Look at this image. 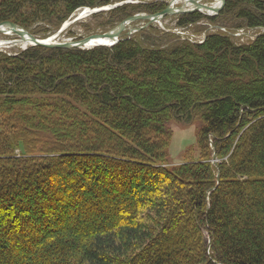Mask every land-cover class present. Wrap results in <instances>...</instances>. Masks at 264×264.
<instances>
[{
	"label": "trees",
	"instance_id": "1",
	"mask_svg": "<svg viewBox=\"0 0 264 264\" xmlns=\"http://www.w3.org/2000/svg\"><path fill=\"white\" fill-rule=\"evenodd\" d=\"M122 1L2 0L0 24L57 31ZM167 7H118L109 28ZM224 16L262 29L264 0L177 25ZM155 29L112 47L0 51V264H264V33H166L177 41L160 46ZM195 118L200 160L166 167L170 123Z\"/></svg>",
	"mask_w": 264,
	"mask_h": 264
},
{
	"label": "rangeland",
	"instance_id": "2",
	"mask_svg": "<svg viewBox=\"0 0 264 264\" xmlns=\"http://www.w3.org/2000/svg\"><path fill=\"white\" fill-rule=\"evenodd\" d=\"M164 1L167 2L169 6L170 0H127L122 2H113L107 6L98 8L85 7L82 9H78L68 19L63 21L61 27L57 31H54L53 26L49 22L44 21L30 24L31 26L29 27V29H25L24 27L16 23L14 24L27 30L32 36L38 39L53 38V41L57 43H65L70 41L75 42L85 38L97 37L112 32L114 28H109V21H111V17L110 15H108V13L118 7L124 5H127L129 7L147 6L153 3H163ZM217 1L218 0H204L203 2L211 5L216 3ZM181 5L182 2L178 3L176 7H180ZM220 13L218 15H220ZM142 14L147 13L139 12L134 14V16ZM180 15L185 14H174L163 18L161 25L158 23L148 24V22L146 21H137L131 23L128 25L126 31L123 32L124 34L122 33L123 35H121L120 37L128 35L129 37L135 36L137 39H140L141 34L138 32L148 28L149 26H156V34H158V36H160L161 38L163 34L176 33L179 37V40L189 39L192 41L202 42L207 34L223 32L233 37L235 42L239 44H247L249 42L255 41L260 34L264 33V28L248 29L241 23V21L234 20L233 17H228L226 19L225 16L222 17L220 19L221 21L218 23L209 22L208 20H202L195 25L188 26V28H180L177 25L179 23L178 18ZM129 18H126L123 21ZM120 23H118V25ZM117 26H115V28ZM47 29L50 32L45 31ZM19 39L20 37L16 34H0V51L7 52L9 53V55H17L19 52L25 51L32 46L30 45V43H6L8 41L13 42ZM176 41L177 39L173 36L154 40V42L158 43L160 46H171ZM81 49L89 50L91 48L86 47ZM2 119L3 116L0 115V130ZM201 128L202 122L201 120H199V118H195L190 123L178 120L172 121L170 123L169 129L171 137L169 140V148L167 150V163L165 165L166 167L171 168L183 165L185 163L196 162L200 160L201 151L198 147V137ZM213 162L214 165H218L219 161L217 157L216 160L213 159ZM80 255L81 254H78L79 258ZM70 263L79 264V262L75 261H72Z\"/></svg>",
	"mask_w": 264,
	"mask_h": 264
},
{
	"label": "water",
	"instance_id": "3",
	"mask_svg": "<svg viewBox=\"0 0 264 264\" xmlns=\"http://www.w3.org/2000/svg\"><path fill=\"white\" fill-rule=\"evenodd\" d=\"M182 5L180 7H176L178 4L176 0H170L169 6L162 12L154 15H135L123 22H121L112 32L107 34L97 36V37H90L85 38L80 41H70L65 43H57L53 41V38L48 39H38L32 36L27 30L19 27L14 23H2L0 24V34L4 35H12L16 34L20 37L17 41H8L7 44L10 43H30L32 46H44V47H51V48H94V47H112L114 46L120 39V36L124 31H126L129 24L137 22V21H146L148 24L158 23L161 25L162 19L171 16L174 14H186V13H193V12H200L206 16H217L224 8L226 0H218L214 4H207L204 3V0H180ZM193 6V8L191 7ZM144 28V27H143ZM8 30V32H6ZM100 39H110L112 40L109 43H98ZM95 43H92V42ZM216 160V156L214 157ZM216 166V165H215Z\"/></svg>",
	"mask_w": 264,
	"mask_h": 264
},
{
	"label": "bare ground",
	"instance_id": "4",
	"mask_svg": "<svg viewBox=\"0 0 264 264\" xmlns=\"http://www.w3.org/2000/svg\"><path fill=\"white\" fill-rule=\"evenodd\" d=\"M177 3H180L181 1L180 0H176ZM193 8V6H191ZM6 32H8V30H6ZM112 40L110 39H100L98 40V43H109L111 42ZM96 42V41H95ZM94 41L92 43H95ZM3 44V43H2ZM25 46V45H24ZM30 48V47H29Z\"/></svg>",
	"mask_w": 264,
	"mask_h": 264
}]
</instances>
